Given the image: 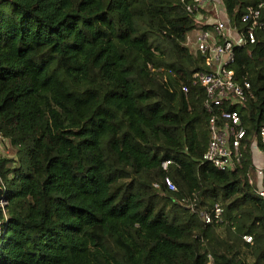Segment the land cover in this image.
I'll use <instances>...</instances> for the list:
<instances>
[{
  "label": "trees",
  "instance_id": "16d2710c",
  "mask_svg": "<svg viewBox=\"0 0 264 264\" xmlns=\"http://www.w3.org/2000/svg\"><path fill=\"white\" fill-rule=\"evenodd\" d=\"M220 1L243 29L264 0ZM194 28L181 0H0V136L15 151L0 158V264H264V33L234 48L253 97L227 107L245 135L219 170L202 159ZM215 204L221 220L205 224Z\"/></svg>",
  "mask_w": 264,
  "mask_h": 264
},
{
  "label": "built area",
  "instance_id": "2783aa9c",
  "mask_svg": "<svg viewBox=\"0 0 264 264\" xmlns=\"http://www.w3.org/2000/svg\"><path fill=\"white\" fill-rule=\"evenodd\" d=\"M181 1L186 12L195 21V28L185 36V44L201 57L204 66V70L191 74L192 85H198L204 91L203 108L208 114V139L202 159L219 170H226L239 162V146L245 135L238 112L233 109L227 110V107L242 105L253 97L249 82L246 80L239 82L234 77V70L231 67L234 61V48L253 44L256 31L264 33V21L261 19L264 1L245 7L240 17L241 23L244 24L243 29H237L228 22L221 1ZM181 91L186 94L188 87L181 86ZM258 141L264 145V125L258 130ZM6 145L7 140L0 136V158ZM170 163V160H164L160 168L166 170ZM256 169L257 193L262 196L264 159L262 166ZM162 183L167 190L176 191V186L168 177H165ZM0 186L4 194L1 179ZM153 186L157 188L158 184L155 182ZM196 201L197 198L193 196L188 205L194 214H197ZM2 204L3 201H0V206ZM221 213V207L215 204L209 211L199 214L202 221L209 224L220 221ZM242 239L249 242L250 236L242 235Z\"/></svg>",
  "mask_w": 264,
  "mask_h": 264
},
{
  "label": "rangeland",
  "instance_id": "374dc122",
  "mask_svg": "<svg viewBox=\"0 0 264 264\" xmlns=\"http://www.w3.org/2000/svg\"><path fill=\"white\" fill-rule=\"evenodd\" d=\"M216 1H220V0H216ZM14 157H15V151H14V149L9 145V143L7 142V145H6L5 148L3 149V156H2V158L14 159Z\"/></svg>",
  "mask_w": 264,
  "mask_h": 264
},
{
  "label": "crops",
  "instance_id": "0c3cea01",
  "mask_svg": "<svg viewBox=\"0 0 264 264\" xmlns=\"http://www.w3.org/2000/svg\"><path fill=\"white\" fill-rule=\"evenodd\" d=\"M253 160L254 163L256 164V167L262 166L263 157L257 148L253 151Z\"/></svg>",
  "mask_w": 264,
  "mask_h": 264
},
{
  "label": "water",
  "instance_id": "95a60500",
  "mask_svg": "<svg viewBox=\"0 0 264 264\" xmlns=\"http://www.w3.org/2000/svg\"><path fill=\"white\" fill-rule=\"evenodd\" d=\"M4 200V194L2 192V188L0 186V201H3Z\"/></svg>",
  "mask_w": 264,
  "mask_h": 264
}]
</instances>
